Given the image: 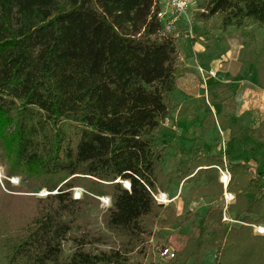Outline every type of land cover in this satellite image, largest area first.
Wrapping results in <instances>:
<instances>
[{
    "label": "trees",
    "instance_id": "1",
    "mask_svg": "<svg viewBox=\"0 0 264 264\" xmlns=\"http://www.w3.org/2000/svg\"><path fill=\"white\" fill-rule=\"evenodd\" d=\"M204 9L201 19L219 17L222 32L264 27V0H205ZM160 10L154 0H0V156L8 176L24 182L13 187L7 180V189L49 192L38 197L0 186V264H139L133 259L145 257L154 228L177 223L174 206L154 197L172 180L164 171L170 146L156 133L174 117L177 81L187 69ZM243 34L254 40V32ZM189 109L182 106L178 115ZM239 124L235 117L221 128ZM247 132L264 139L261 128ZM189 154L180 178L193 183L191 194L224 196L220 169L228 167L226 191L235 201L227 210L210 208L202 219L218 242L192 236L166 264H205L209 252L212 264H264V234L255 233L256 225L264 226L263 175L242 161L225 166L222 155L202 148ZM77 187L83 189L79 198ZM103 196L112 202L105 226L125 240L91 251L86 247L105 237L72 232ZM232 213L240 224L223 220ZM68 240L74 251L66 259Z\"/></svg>",
    "mask_w": 264,
    "mask_h": 264
},
{
    "label": "rangeland",
    "instance_id": "2",
    "mask_svg": "<svg viewBox=\"0 0 264 264\" xmlns=\"http://www.w3.org/2000/svg\"><path fill=\"white\" fill-rule=\"evenodd\" d=\"M204 6L205 0H193L185 16L175 24L174 30L170 33L178 40L180 55L178 61L187 71L177 81L173 98L174 117L166 120L156 133L158 140L165 139L170 146L164 161V171L172 175L169 191L159 190L158 193H164L163 204H172L180 214H177L175 225L169 227L157 225L154 228L152 235L145 240L147 250L145 257L137 256L133 259L139 264H166L169 259L161 256V250L169 246L175 252L183 251L192 236L197 242H218V237L202 219L212 207L221 206L227 210L228 205L235 201V195L225 191L222 197L199 198L189 191L192 186L189 181L181 188L183 179L180 176L186 172L191 161L189 154L191 148H202L207 153L222 155L225 166H228L230 160L245 162L254 175L264 177V139H254L247 132L253 128L264 130V27L250 24L245 29L230 28L222 32L217 29L219 17L215 16L208 22L201 19L200 13L204 12ZM243 31L254 32V40L251 36H244ZM245 39L248 44L242 49ZM200 63L204 66V75L197 69ZM209 71L215 72V76H208ZM229 82L232 86L226 96L221 90ZM212 91L213 95L210 93ZM224 96L227 108L222 110L220 99ZM204 101L210 109H206ZM182 106L190 107L189 113L184 116L178 115V110ZM235 117L240 119L241 124L227 130L221 128L223 121L229 123ZM0 169L3 174L0 176V186L7 192L38 197H45L49 193L46 188L34 193L10 191L7 189L6 181L8 180L13 187H21L24 186L23 178L8 176L7 161L1 156ZM225 169L229 171L228 167L223 170ZM223 177L220 171V179ZM126 185L124 182L125 187ZM179 190L182 193L180 202L170 203L169 194ZM74 191L76 198L83 193L80 187ZM228 193L233 195L234 199H231ZM108 197H100L98 204L90 205L78 219V226L72 232L73 235L90 232L92 235L105 237L103 242L88 245L86 247L88 250H108L119 246L125 240L124 235L112 232L105 226L104 212L110 206H104L102 199ZM224 217L228 218V221L226 218L223 220L229 224L241 223L233 219L234 213L230 216L224 214ZM255 233L264 234L259 233L257 228ZM73 251L74 244L71 240L66 241L65 258L68 259ZM213 262L214 252H209L204 263Z\"/></svg>",
    "mask_w": 264,
    "mask_h": 264
},
{
    "label": "built area",
    "instance_id": "3",
    "mask_svg": "<svg viewBox=\"0 0 264 264\" xmlns=\"http://www.w3.org/2000/svg\"><path fill=\"white\" fill-rule=\"evenodd\" d=\"M156 3H158L161 6V10L158 13L159 18L163 19L165 22V32L167 33H171L174 28H175V24L182 19L183 16H185V14L187 13V11L189 10V8L191 7L193 0H154ZM165 8V9H163ZM199 72L204 75V68L203 66L199 65L198 66ZM212 75L215 76V72L213 71H209L208 76ZM169 120V118L167 119ZM222 176L224 177L222 179L223 183L225 184V186H227V184L230 181V173L227 169L223 170L220 169ZM127 186V185H126ZM130 187V185L128 186ZM162 193H157L154 194L155 199L159 202V203H165V201L162 198ZM231 196V199H234V196L229 194ZM103 205L104 206H111L112 202L111 199L108 198H103L102 199ZM226 216V214H225ZM228 217V216H227ZM226 218V217H224ZM226 221H228V218H226ZM255 228H257L259 230V233H264V227L262 229V226H255ZM162 257H165L167 259H172L175 257V250L172 249L171 247L167 246L165 248H163L160 252Z\"/></svg>",
    "mask_w": 264,
    "mask_h": 264
},
{
    "label": "crops",
    "instance_id": "4",
    "mask_svg": "<svg viewBox=\"0 0 264 264\" xmlns=\"http://www.w3.org/2000/svg\"><path fill=\"white\" fill-rule=\"evenodd\" d=\"M200 47L202 48V45H200ZM204 49V48H203ZM203 49H201V51H203ZM198 50V49H197ZM200 51V50H199ZM199 65H201V66H203V64H199ZM198 65V66H199ZM198 66H197V69H198ZM204 67V66H203ZM199 70V69H198ZM211 70H213V69H211ZM202 77V76H201ZM181 108V107H180ZM167 154V153H166ZM165 158H166V156H165ZM164 161H165V159H164ZM189 166H190V163H189ZM189 166H188V168H189ZM188 168L186 169V171L188 170ZM172 169H174L173 167H172ZM165 170V169H164ZM166 172V171H165ZM220 181L223 183V181L220 179ZM185 182H187L185 179H183L182 180V184H181V188H183V186H184V183ZM192 185H193V183H192ZM223 185H224V189H225V191H226V186H225V184L223 183ZM228 185V184H227ZM169 186H170V184H169ZM169 191V187H168V189H167V191L166 192H168ZM181 190H179V191H176V192H174L173 194H169V202L170 203H173L174 201L176 202V203H178V202H180L179 200H181L182 198H181ZM229 194V193H228ZM207 199V198H206ZM210 199H214V198H210ZM177 214H180L179 212H177Z\"/></svg>",
    "mask_w": 264,
    "mask_h": 264
},
{
    "label": "bare ground",
    "instance_id": "5",
    "mask_svg": "<svg viewBox=\"0 0 264 264\" xmlns=\"http://www.w3.org/2000/svg\"><path fill=\"white\" fill-rule=\"evenodd\" d=\"M2 175H3V174H2V171H1V169H0V176H2ZM224 180H225V178H224ZM163 195H164V194H163ZM163 195H162V196H163Z\"/></svg>",
    "mask_w": 264,
    "mask_h": 264
},
{
    "label": "water",
    "instance_id": "6",
    "mask_svg": "<svg viewBox=\"0 0 264 264\" xmlns=\"http://www.w3.org/2000/svg\"><path fill=\"white\" fill-rule=\"evenodd\" d=\"M124 182L126 183V181H124ZM129 183H130V182H129ZM128 186H129V185L127 184V186H126V187L130 189V187H128ZM130 186H131V184H130Z\"/></svg>",
    "mask_w": 264,
    "mask_h": 264
}]
</instances>
